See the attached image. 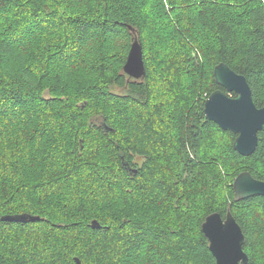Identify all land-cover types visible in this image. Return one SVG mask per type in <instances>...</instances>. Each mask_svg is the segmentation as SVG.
Here are the masks:
<instances>
[{
	"label": "trees",
	"instance_id": "trees-1",
	"mask_svg": "<svg viewBox=\"0 0 264 264\" xmlns=\"http://www.w3.org/2000/svg\"><path fill=\"white\" fill-rule=\"evenodd\" d=\"M169 2L0 0V264H217L202 224L229 209L264 264V197L233 187L264 180V131L242 155L204 112L222 62L264 107V0ZM134 37L139 79L123 69ZM20 213L41 219H2Z\"/></svg>",
	"mask_w": 264,
	"mask_h": 264
},
{
	"label": "water",
	"instance_id": "water-1",
	"mask_svg": "<svg viewBox=\"0 0 264 264\" xmlns=\"http://www.w3.org/2000/svg\"><path fill=\"white\" fill-rule=\"evenodd\" d=\"M123 69L135 79L143 78L146 74L143 45L137 37L133 38ZM214 78L225 90L216 89L206 98L204 112L207 118L216 122L221 129L234 132L237 135L234 141L235 150L249 156L258 146L259 132L264 131V107H259L254 102L246 77L228 64H217ZM233 187L237 200L264 197V180L255 178L249 171L240 173L235 178ZM2 219L30 222L40 220L41 216L20 213L7 214L2 216ZM100 226L98 220L92 221L93 228ZM202 229L217 264H247L249 255L244 249L246 236L230 209L225 217L219 212L209 214L202 224Z\"/></svg>",
	"mask_w": 264,
	"mask_h": 264
},
{
	"label": "rangeland",
	"instance_id": "rangeland-1",
	"mask_svg": "<svg viewBox=\"0 0 264 264\" xmlns=\"http://www.w3.org/2000/svg\"><path fill=\"white\" fill-rule=\"evenodd\" d=\"M20 1V0H19ZM155 1V0H154ZM164 1V5H165V7H166V9L169 11V10H171V8H172V6H171V4H170V2H169V0H163ZM17 4H19V2H16V4L15 5H13L12 6V8L14 7V6H17ZM8 5H12V3L11 4H8ZM10 7V6H9ZM152 19V18H151ZM150 19V20H151ZM157 31V33H158V30H156ZM166 39V38H165ZM122 41H124V39H121ZM157 40V39H156ZM173 39H171V41H172ZM168 43V39L167 40H165V42L164 43H162V45H160V47H158L159 49H163V47L166 45ZM121 46V45H120ZM168 48V47H167ZM181 51H184L185 52V55H184V58L187 60V59H193V61H194V63H193V65H192V67H194V69L193 70H195V65L196 66H200L201 65V63H202V59H203V57H202V55H201V51H198L197 50V48H196V45H195V43L194 42H192L191 40H187V46H186V48L185 47H181V49H180ZM164 54V61H165V63H169L170 62V65L168 66V69H171L170 67H171V62H172V59L174 60L175 59V56L173 55V56H171V52H170V50L168 51L167 49H166V52H164L163 53ZM159 65V64H158ZM186 66L188 67V65L186 64ZM160 67V66H159ZM188 69H190L189 67H188ZM161 70H165V66L164 65H161ZM173 72H174V70L173 69H171ZM169 71V70H168ZM191 71V70H190ZM170 74L168 73V75H167V73L166 72H164L163 73V76L165 77V76H167V77H170L169 76ZM172 76H173V74H172ZM114 87V86H113ZM112 87V88H113ZM116 92H120L122 89H119L118 87H115V88H113ZM156 95L158 96V94H160V89H156ZM45 96H48V95H50V91H46L45 92V94H44ZM199 96H202L203 97V94H199L198 96H197V98L199 97ZM28 99H31V97L30 98H28ZM29 103L31 102V101H28ZM17 110L18 111H20L21 110V107H17ZM0 114H2V113H0ZM41 115H43L44 113H40ZM12 116V115H11ZM39 117H40V115H38ZM93 119H94V117H93ZM39 123V122H38ZM9 127V131H11V129L10 128H12V126H8ZM20 127V126H19ZM40 127V126H39ZM83 142V141H82ZM82 147H83V144H82ZM215 149V148H214ZM212 150H213V148H209V151L212 153ZM209 151H208V153H209ZM206 155H209V154H207L206 153ZM164 208V206L162 205V204H159V205H155V211H157L158 209H160L161 211H159V212H162V209ZM67 219H69V217L67 218ZM159 219H161V218H159ZM34 222V221H33ZM91 223H92V221H91ZM92 225V224H91Z\"/></svg>",
	"mask_w": 264,
	"mask_h": 264
},
{
	"label": "snow or ice",
	"instance_id": "snow-or-ice-1",
	"mask_svg": "<svg viewBox=\"0 0 264 264\" xmlns=\"http://www.w3.org/2000/svg\"><path fill=\"white\" fill-rule=\"evenodd\" d=\"M209 223L211 224L212 222L210 221Z\"/></svg>",
	"mask_w": 264,
	"mask_h": 264
}]
</instances>
